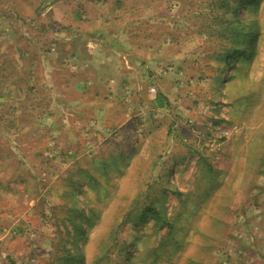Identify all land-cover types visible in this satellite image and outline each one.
Listing matches in <instances>:
<instances>
[{"label": "rangeland", "instance_id": "374dc122", "mask_svg": "<svg viewBox=\"0 0 264 264\" xmlns=\"http://www.w3.org/2000/svg\"><path fill=\"white\" fill-rule=\"evenodd\" d=\"M0 264H264V0H0Z\"/></svg>", "mask_w": 264, "mask_h": 264}]
</instances>
